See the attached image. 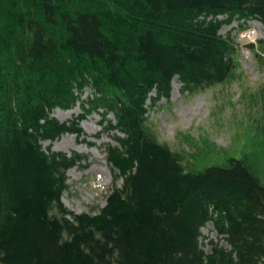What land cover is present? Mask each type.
<instances>
[{"label":"trees","instance_id":"obj_1","mask_svg":"<svg viewBox=\"0 0 264 264\" xmlns=\"http://www.w3.org/2000/svg\"><path fill=\"white\" fill-rule=\"evenodd\" d=\"M255 21L264 0H0V264H264V85L239 154L175 149L149 118L176 81L191 97L236 81ZM246 47L264 74V39ZM93 116L112 186L76 214L68 174L90 158L53 146Z\"/></svg>","mask_w":264,"mask_h":264},{"label":"rangeland","instance_id":"obj_2","mask_svg":"<svg viewBox=\"0 0 264 264\" xmlns=\"http://www.w3.org/2000/svg\"><path fill=\"white\" fill-rule=\"evenodd\" d=\"M248 30L255 31L256 42L264 39V27L259 22L249 23ZM246 31L237 33L239 76L236 81L194 97L183 95L176 81L171 101H162L154 109L149 108L150 122L154 123L161 142L175 149H185L193 156L203 140L232 154L250 148L256 122L261 119L256 94L264 85V74L258 69L255 55L246 47L251 43L243 39ZM226 32L224 28L222 34ZM256 51H261L259 44ZM73 113L78 115L79 108L74 112L58 110L54 115L66 121ZM99 122L100 117H91L82 124L84 136L81 139L67 135L53 146L56 151L77 152L90 158L87 170L75 168L68 174L70 189L64 194L63 203L76 214L89 212L92 207H103L112 186V175L100 149L108 138ZM210 230L212 227L205 229L204 234L216 238Z\"/></svg>","mask_w":264,"mask_h":264},{"label":"built area","instance_id":"obj_3","mask_svg":"<svg viewBox=\"0 0 264 264\" xmlns=\"http://www.w3.org/2000/svg\"><path fill=\"white\" fill-rule=\"evenodd\" d=\"M243 39L247 42L255 43V31L254 30H249L246 33L243 34Z\"/></svg>","mask_w":264,"mask_h":264}]
</instances>
